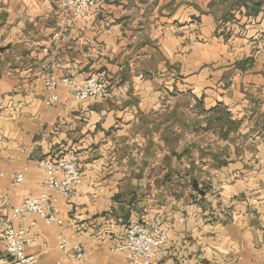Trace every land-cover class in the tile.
I'll return each mask as SVG.
<instances>
[{
  "label": "crops",
  "instance_id": "obj_1",
  "mask_svg": "<svg viewBox=\"0 0 264 264\" xmlns=\"http://www.w3.org/2000/svg\"><path fill=\"white\" fill-rule=\"evenodd\" d=\"M59 1L0 0V258L42 192L34 161L73 155L84 183L53 206L63 224L27 222L37 264H77L61 234L87 264H130L112 248L151 219L168 232L157 264H264V0H99L79 21ZM52 63L107 97L60 87L46 106Z\"/></svg>",
  "mask_w": 264,
  "mask_h": 264
},
{
  "label": "built area",
  "instance_id": "obj_2",
  "mask_svg": "<svg viewBox=\"0 0 264 264\" xmlns=\"http://www.w3.org/2000/svg\"><path fill=\"white\" fill-rule=\"evenodd\" d=\"M98 2L99 0H60L58 7L63 12H71L70 21H79L86 19ZM45 54L49 56V51L45 50ZM57 67L59 64L52 63L45 69L43 84L48 93L45 99L46 106H54L60 102L58 95L60 87L68 89L78 102L104 100L107 97L106 84L96 76L80 78L77 73H73L59 77L55 73ZM34 164L44 175L41 184L42 192L36 198H26L20 207L13 211L12 223L3 230L6 256L0 258V264H37L38 258L26 253L27 246H34L38 242V236L31 233L36 223L27 224L28 219L37 215L42 217L47 224L62 225L63 221L55 215L53 206L60 200H71L76 197L83 186V174L73 155L57 160L40 158L36 159ZM0 175L6 174L1 173ZM24 179V172L13 174L11 184L17 188L24 182ZM15 221L24 225L15 227L13 224ZM167 241L168 232L161 227L158 220L151 219L130 225L125 241L112 248V252L124 255L130 264H157ZM59 248L72 262L87 264L86 252L80 243L70 245L68 239L61 234Z\"/></svg>",
  "mask_w": 264,
  "mask_h": 264
},
{
  "label": "water",
  "instance_id": "obj_3",
  "mask_svg": "<svg viewBox=\"0 0 264 264\" xmlns=\"http://www.w3.org/2000/svg\"><path fill=\"white\" fill-rule=\"evenodd\" d=\"M8 49H10V47H1V48H0V57H1V54H2L4 51L8 50Z\"/></svg>",
  "mask_w": 264,
  "mask_h": 264
}]
</instances>
